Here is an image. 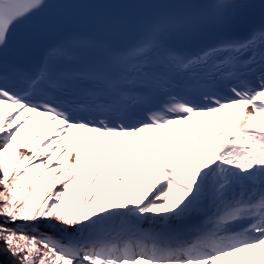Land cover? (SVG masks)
Returning <instances> with one entry per match:
<instances>
[{
	"label": "bare ground",
	"instance_id": "6f19581e",
	"mask_svg": "<svg viewBox=\"0 0 264 264\" xmlns=\"http://www.w3.org/2000/svg\"><path fill=\"white\" fill-rule=\"evenodd\" d=\"M252 124L264 126V91L249 105L200 110L127 133L69 125L0 94V213L7 203L17 208L26 202L22 214L7 217L10 224L33 230L26 264H69L42 244L37 230L65 243L98 237L122 222L145 231V241H153L150 231L174 240L220 231L223 217L218 221L216 211L229 191L264 183V162L240 139ZM236 150L243 160L230 155ZM10 242L0 234L16 264ZM257 244L206 264H264V242ZM140 252L154 254L150 246Z\"/></svg>",
	"mask_w": 264,
	"mask_h": 264
},
{
	"label": "water",
	"instance_id": "95a60500",
	"mask_svg": "<svg viewBox=\"0 0 264 264\" xmlns=\"http://www.w3.org/2000/svg\"><path fill=\"white\" fill-rule=\"evenodd\" d=\"M14 226V225H13ZM15 227V226H14ZM113 229L99 235L98 237H94L92 239H82L75 242H68L61 239H56L54 236L50 235L45 230H37L34 231V235L41 240V242L53 248L51 242H57L61 245V247L65 250H61L56 248L55 250L58 251V254L62 255L64 258L75 259L77 262L78 258L82 255L88 257H103V258H111L117 261L120 260H133L138 256H142L143 258H151L159 257L161 253H165V251L174 250L166 255V257L178 255L180 251L184 249V247L177 249L183 239L177 238V240L171 239L170 235L164 236H156L150 231L149 235L153 236V241H145L143 235L146 234L141 228L129 225L126 222L117 223L116 225H111ZM19 230L18 228H16ZM21 232L30 234L33 236V232L30 233L29 230L20 229ZM39 233L40 235H38ZM158 232L157 234H160ZM166 234V233H164ZM43 235H46L44 237ZM208 241H215V239H208ZM150 246V249L153 251L154 254H149V252L142 253L141 249L143 247ZM132 248L134 250L132 254H121L117 253L120 250ZM113 250V251H112ZM144 255V256H143ZM75 262V263H76ZM0 264H14L2 245L0 244Z\"/></svg>",
	"mask_w": 264,
	"mask_h": 264
},
{
	"label": "rangeland",
	"instance_id": "374dc122",
	"mask_svg": "<svg viewBox=\"0 0 264 264\" xmlns=\"http://www.w3.org/2000/svg\"><path fill=\"white\" fill-rule=\"evenodd\" d=\"M0 181L4 182V177L0 176ZM25 209H26V202L22 203L17 208L11 207L10 203H7L0 213V234L3 235L5 238L11 239L9 249L13 252V255L16 258V264H26L24 262V258L27 255L26 249L29 246L31 235L20 231V229H23V230L24 229L29 230V229L18 227L15 225L14 227L13 224H10L7 217L22 214ZM43 214L44 212L42 213V215H40V218L43 216ZM16 228L18 229L20 228V229L17 230ZM29 231L30 233L33 232V230H29ZM23 234H25V236ZM37 234L40 235L39 233ZM43 236L46 237V235H43ZM51 245L53 246V249L58 248L61 250H65L57 242L55 243L51 242ZM137 262H141V264H146V261L140 260ZM71 264H137V263H135L134 261H116V260L107 261L103 257H90L89 258L88 256L82 255L80 258H78L76 263L72 262Z\"/></svg>",
	"mask_w": 264,
	"mask_h": 264
},
{
	"label": "trees",
	"instance_id": "16d2710c",
	"mask_svg": "<svg viewBox=\"0 0 264 264\" xmlns=\"http://www.w3.org/2000/svg\"><path fill=\"white\" fill-rule=\"evenodd\" d=\"M23 235L25 236V234H23ZM56 252H58V251L56 250ZM71 261H72V262H75V259H71Z\"/></svg>",
	"mask_w": 264,
	"mask_h": 264
}]
</instances>
